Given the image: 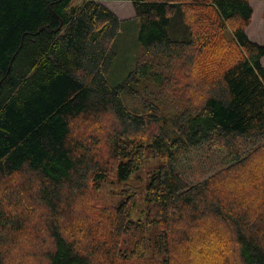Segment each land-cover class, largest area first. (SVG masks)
I'll return each instance as SVG.
<instances>
[{"label": "trees", "instance_id": "trees-1", "mask_svg": "<svg viewBox=\"0 0 264 264\" xmlns=\"http://www.w3.org/2000/svg\"><path fill=\"white\" fill-rule=\"evenodd\" d=\"M103 1L0 0V264H264V43L246 31L250 0H126L141 49L117 81L122 20ZM204 147L220 167L189 183L180 159ZM151 154L149 217H135L128 179ZM108 176L125 183L117 205L76 212ZM153 227L161 257L146 235L123 248Z\"/></svg>", "mask_w": 264, "mask_h": 264}, {"label": "rangeland", "instance_id": "rangeland-1", "mask_svg": "<svg viewBox=\"0 0 264 264\" xmlns=\"http://www.w3.org/2000/svg\"><path fill=\"white\" fill-rule=\"evenodd\" d=\"M79 0H76V2ZM105 3L111 10H113L119 18L122 20L121 31L115 37L112 47L115 52V60L112 63L109 72V78L112 81H117L123 78L127 72L126 63L128 58L134 59L135 55L141 49V43L138 40L139 26L140 22L137 17L129 19V16H126L131 9V4L129 1L122 0H106ZM250 3L254 9L252 16V22L246 27V31L250 38L258 43H264V1L263 0H250ZM131 17V16H130ZM135 62V60H133ZM134 62L132 66L134 67ZM262 63L264 65V57L262 58ZM108 121H104L96 129L93 134L96 136V150L94 151V158L99 159L102 162H105L108 154V141L106 139V134L104 129L107 130ZM86 126V125H84ZM87 131V127L85 129ZM89 131V129H88ZM220 150L210 151L208 148H202V150H196L189 155H184L179 162L178 167L180 168L183 177L189 183H195L198 180H203L204 178L211 175L220 167ZM157 164V158L152 154L147 157L141 167L133 173L128 179V183L132 185L133 189L136 190L138 194V206L134 210L135 217L148 216V211L146 207V201L144 200V182L147 178V174L152 170ZM21 177H17L20 179ZM92 184V183H91ZM99 187L95 188L94 184L91 185L90 190L81 198H79V203L75 207L76 212L80 214H85L89 212L90 205L98 204L104 206L117 205V203L122 198V188L125 183L117 181L114 177L108 176L104 181H99ZM75 206V205H74ZM160 229L158 228L157 231ZM156 231L154 227L152 230H135L127 236L123 235L122 246L126 250H131L139 237L146 235L150 237V248L149 255H154L155 257H161L155 251L153 240L155 238ZM153 236V237H152ZM125 237V239H124ZM152 237V239H151ZM34 240V239H33ZM18 246V245H17ZM22 250L18 251V254H25Z\"/></svg>", "mask_w": 264, "mask_h": 264}, {"label": "crops", "instance_id": "crops-1", "mask_svg": "<svg viewBox=\"0 0 264 264\" xmlns=\"http://www.w3.org/2000/svg\"><path fill=\"white\" fill-rule=\"evenodd\" d=\"M103 3L105 4V3H107V1L105 0V1H103ZM129 4L132 5L131 6V9L127 13H125V14H126V16H129V19H132V18L135 17L136 13H135V9H134V6H133V4H132L131 1H129Z\"/></svg>", "mask_w": 264, "mask_h": 264}]
</instances>
